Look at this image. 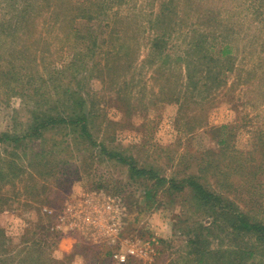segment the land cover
Masks as SVG:
<instances>
[{
  "label": "rangeland",
  "instance_id": "1",
  "mask_svg": "<svg viewBox=\"0 0 264 264\" xmlns=\"http://www.w3.org/2000/svg\"><path fill=\"white\" fill-rule=\"evenodd\" d=\"M69 4L74 9L30 8L36 33L0 49L1 72L27 68V85L11 83L14 93L0 76V132L23 134L38 107L68 112L63 89L77 74L69 85L75 92L78 81L85 109L93 110L91 139L52 128L24 140L20 160L0 144V161L15 164L10 172L3 167L8 178L0 181V264H27L35 256L44 264H117L113 254L131 247L137 255L126 264H183L189 236L213 219L185 203L186 195L160 189L147 199L151 179L132 177L102 147L167 180L195 174L214 190L222 185L225 195L264 219V0L63 5ZM10 12L9 21L17 14ZM204 48L221 59L211 74L200 60ZM223 48L228 55L220 56ZM187 63L196 87L187 86ZM53 86L59 93L49 99L32 96L35 87L49 96Z\"/></svg>",
  "mask_w": 264,
  "mask_h": 264
},
{
  "label": "trees",
  "instance_id": "2",
  "mask_svg": "<svg viewBox=\"0 0 264 264\" xmlns=\"http://www.w3.org/2000/svg\"><path fill=\"white\" fill-rule=\"evenodd\" d=\"M28 1L29 0H3L2 5L3 9L6 10V14L4 18L0 20V49L12 45V42L13 44L18 42L22 44V42H25L26 38L36 33L34 28L31 30V23L29 21L30 8L32 10L36 5H39L33 12H36V10L40 11L43 7L49 8L53 6L74 9L72 4L67 6L63 5L67 3L68 0ZM16 11L17 14L11 16V21L5 19L9 12L12 14ZM60 15L63 14L58 12V16ZM205 36L204 33L198 34L197 41L200 42ZM196 47L197 49H201V43H196ZM223 49L220 56L228 55V49ZM14 51L15 50L12 49L10 55L13 56ZM208 51L209 50L206 49L204 50V55L200 60L201 63H203V60H206L207 70H209L211 74L213 70L219 67L221 59L214 58L213 55H211V58ZM199 54L200 53H196L190 56L194 58ZM1 61L2 55L0 54V62ZM197 64L199 65L200 61H198ZM72 66L71 68H73ZM25 69L27 68L22 67L16 70L15 67H10L8 71H0V76L4 80V84L7 86L10 93H14L15 91L13 87H10L11 83L27 85L25 83L26 78L22 74ZM64 73L65 71L61 72V74H56V76H62ZM185 74L187 86L196 87L199 82L196 81L188 63ZM76 79L77 74H74L68 85L63 89V95L66 98L64 104L68 107V112L65 111L64 114L60 110L56 112V114L50 112L47 114L45 110L41 109L42 107H38L36 110L31 111V120L23 134H13L8 131L0 132V144L6 146L5 152H7L9 156L13 155L14 160H20L21 157L17 153V150L26 146L23 141L26 139H39L43 136L44 131H48L52 128L56 129L64 126L66 129H69L70 132L75 134L78 133L82 138L91 139L89 118H92L93 110L85 109L87 101L81 98L83 94H81L82 90L79 88L80 85L78 86V81L75 83L78 90L73 92L70 85L72 82H75ZM209 79V81L214 83L217 78L209 76ZM26 82L31 83L32 81L28 78ZM40 88L41 87H35L32 96H38V99L42 97L49 99L59 93V87L53 86L50 89V95L44 96L39 92ZM77 94H79V98H77ZM23 97L27 99L31 97V94L29 92H24ZM225 128L226 127H222V129ZM221 143L224 144L228 142L227 140H222ZM94 144L96 143L94 142ZM102 148L103 153L108 155V157L117 159L120 163L126 165L132 177H147V179H151V188L145 192V197L147 199L149 197L151 199L156 198L160 193V189H164L163 191L169 196H174L175 194L186 195L187 198L184 200L185 203H193L196 208L203 210L206 216L213 219L209 226L198 224L197 231L200 232V234L189 236L188 251H186L183 264H264V219L259 218L257 215H253L251 212H247L239 203L225 195L224 192L220 190V188L223 187L222 185H220L217 190H214L211 188L210 184H205L200 181V178L195 174H191L180 180H176L175 178L167 180L165 177H161L159 174L155 173L152 169L150 171L137 167L133 159L131 160L118 153L108 152L105 147ZM10 149L12 152L9 151ZM12 165H15L14 162H8L7 165H3L2 161H0L1 182H6L8 178V174L3 172L4 168H6L5 166H7V171L10 172ZM206 167H211V164L208 163ZM198 172L203 173V167L199 168ZM184 202H182V204L186 205ZM1 234L2 236L4 235L2 230ZM224 239H227L229 243L224 244ZM36 241L37 240L33 242L37 248L38 242ZM214 241H217V244ZM15 257L18 258L19 255ZM22 263L23 259L19 261V264ZM30 263L44 264L45 262L41 256H35L31 259V262L29 261L27 264ZM54 263L58 262L55 260L49 262V264Z\"/></svg>",
  "mask_w": 264,
  "mask_h": 264
},
{
  "label": "built area",
  "instance_id": "3",
  "mask_svg": "<svg viewBox=\"0 0 264 264\" xmlns=\"http://www.w3.org/2000/svg\"><path fill=\"white\" fill-rule=\"evenodd\" d=\"M61 225L62 224H58L57 228L60 229ZM136 255H137V249H135L134 247H131L128 250H126V252H119V253L113 254V259L117 262V264H126L130 257H134Z\"/></svg>",
  "mask_w": 264,
  "mask_h": 264
}]
</instances>
